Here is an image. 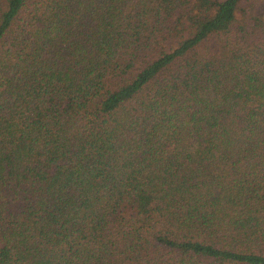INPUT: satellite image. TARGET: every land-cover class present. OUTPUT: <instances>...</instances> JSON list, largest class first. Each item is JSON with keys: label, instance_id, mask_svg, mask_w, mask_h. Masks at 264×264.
<instances>
[{"label": "trees", "instance_id": "trees-1", "mask_svg": "<svg viewBox=\"0 0 264 264\" xmlns=\"http://www.w3.org/2000/svg\"><path fill=\"white\" fill-rule=\"evenodd\" d=\"M264 0H0V264H264Z\"/></svg>", "mask_w": 264, "mask_h": 264}, {"label": "rangeland", "instance_id": "rangeland-1", "mask_svg": "<svg viewBox=\"0 0 264 264\" xmlns=\"http://www.w3.org/2000/svg\"><path fill=\"white\" fill-rule=\"evenodd\" d=\"M262 6H263V11H264V2H263V5Z\"/></svg>", "mask_w": 264, "mask_h": 264}]
</instances>
